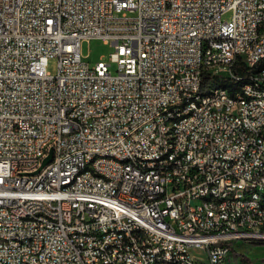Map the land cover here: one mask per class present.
<instances>
[{
    "label": "built area",
    "instance_id": "1",
    "mask_svg": "<svg viewBox=\"0 0 264 264\" xmlns=\"http://www.w3.org/2000/svg\"><path fill=\"white\" fill-rule=\"evenodd\" d=\"M92 39L108 62L84 60ZM262 59L264 0H0V264H222L264 235L236 201L264 194ZM237 62L260 106L196 99Z\"/></svg>",
    "mask_w": 264,
    "mask_h": 264
},
{
    "label": "bare ground",
    "instance_id": "2",
    "mask_svg": "<svg viewBox=\"0 0 264 264\" xmlns=\"http://www.w3.org/2000/svg\"><path fill=\"white\" fill-rule=\"evenodd\" d=\"M231 78L236 80L235 82L241 81L242 78L245 79L243 83L251 82V75H243V77L239 75ZM243 83L241 85H243ZM234 85L235 84L232 86L234 87L232 90H234V93H238V100H249L252 101V106H260L259 92H252L250 89H242L241 85ZM223 93H231L229 86L216 85V83L212 82V86H206L196 90V99H206V97H212ZM185 109L186 101L178 100L177 111H185ZM233 119L236 122H245V113L241 112V110H233ZM165 133H173V125H165ZM260 146H264V137L260 139ZM94 158H103V151H94ZM107 162H116V153L107 154ZM149 162H157V155H149ZM62 186H71V179H62ZM211 196L212 188H205L201 194H198V201H209ZM236 201H251L253 202V209L255 212L264 211V194H259L257 191L236 194ZM200 214H207V202H200ZM246 219L247 212L238 211V220H232V230H240L239 220ZM250 225H257V218H250ZM256 240L264 241V235H257Z\"/></svg>",
    "mask_w": 264,
    "mask_h": 264
},
{
    "label": "rangeland",
    "instance_id": "3",
    "mask_svg": "<svg viewBox=\"0 0 264 264\" xmlns=\"http://www.w3.org/2000/svg\"><path fill=\"white\" fill-rule=\"evenodd\" d=\"M230 13H226L223 17L228 18ZM113 51L110 44H105L101 40L92 39L84 41L81 44V54L84 60L91 64L99 60L101 57L104 61H109V53ZM57 60L50 57L46 69L51 74L56 72ZM111 70H115V64L110 66ZM217 85V84H216ZM197 253H200L197 251ZM222 264H264V241L259 240H237L232 244L231 254Z\"/></svg>",
    "mask_w": 264,
    "mask_h": 264
},
{
    "label": "trees",
    "instance_id": "4",
    "mask_svg": "<svg viewBox=\"0 0 264 264\" xmlns=\"http://www.w3.org/2000/svg\"><path fill=\"white\" fill-rule=\"evenodd\" d=\"M264 66V59H262L261 61H259V63L253 68V69H259L261 67ZM232 70L235 72V74L237 76H241L243 77V75H245L246 73H248L250 71V68L246 67L243 63L241 62H237L234 64ZM243 79V80H242ZM241 81H237L235 82L236 80L234 79H230L229 77H217L215 75H212L210 73H205L204 76H203V81L205 83L209 82V81H212L218 85H226V86H229L230 90L232 91V89H234L233 84H235L234 86L236 85H241L243 82H245V79L242 78ZM235 82V83H234ZM240 83V84H239Z\"/></svg>",
    "mask_w": 264,
    "mask_h": 264
},
{
    "label": "water",
    "instance_id": "5",
    "mask_svg": "<svg viewBox=\"0 0 264 264\" xmlns=\"http://www.w3.org/2000/svg\"><path fill=\"white\" fill-rule=\"evenodd\" d=\"M51 159V156L49 155L47 158L44 159L43 164H45L46 162H48Z\"/></svg>",
    "mask_w": 264,
    "mask_h": 264
}]
</instances>
